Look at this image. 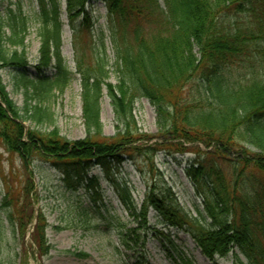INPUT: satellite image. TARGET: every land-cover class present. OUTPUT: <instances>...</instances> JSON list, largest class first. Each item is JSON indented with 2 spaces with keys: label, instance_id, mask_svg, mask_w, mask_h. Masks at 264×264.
Returning <instances> with one entry per match:
<instances>
[{
  "label": "trees",
  "instance_id": "1",
  "mask_svg": "<svg viewBox=\"0 0 264 264\" xmlns=\"http://www.w3.org/2000/svg\"><path fill=\"white\" fill-rule=\"evenodd\" d=\"M103 1L107 32L94 28L86 9L90 0H65L78 56L86 131L84 138L75 140L59 135L48 104L53 92L66 88L73 73L60 51V0H37V8L28 13L20 4L14 9L8 6L5 13L0 9V70L20 68L21 82L31 86L33 99L18 108L0 76V143L19 154L29 176L22 188L23 200L19 196L12 201L8 191L0 200V215L10 232H19L23 239L32 219L27 194L33 172L28 167L37 161L53 168L74 191L85 188L93 204L103 200V189L90 172L100 170L144 234L154 229L146 221L152 208L158 222L184 230L204 256L231 253L237 259L239 253L249 264H264V0H163V5L159 0ZM31 25L39 39L33 77L25 72L24 41ZM82 35L88 43L80 46ZM106 39L115 55L114 84L106 81ZM86 52L91 55L82 60ZM234 66L240 71L236 79ZM104 91L118 129L112 136L102 133L100 122ZM141 99L154 106L155 134L137 128L133 109ZM25 121L39 126L26 128ZM45 124L52 128H43ZM160 152L195 154L185 169L202 201L195 216L184 210L169 188L157 183L137 204L127 181L111 173L125 161L144 162L155 171L154 157ZM222 168H229L231 175ZM22 204L30 209L26 220ZM34 220L28 247L41 257L51 248L44 230L47 223L40 212ZM119 235L126 247L136 248L127 243V233ZM140 247L135 250L141 252ZM137 257L140 264H150L143 255Z\"/></svg>",
  "mask_w": 264,
  "mask_h": 264
},
{
  "label": "rangeland",
  "instance_id": "2",
  "mask_svg": "<svg viewBox=\"0 0 264 264\" xmlns=\"http://www.w3.org/2000/svg\"><path fill=\"white\" fill-rule=\"evenodd\" d=\"M163 0L159 4L163 5ZM20 4L22 10L28 13L30 9L37 8V0H0V9L5 13L7 7L12 9ZM6 8V9H5ZM60 19L63 23L61 34V55L64 57L69 69L73 72L70 83L63 91H55L50 96L49 107L52 113L53 125L58 129L59 135L69 140L82 139L86 136L82 118V104L80 97V80L76 71L77 55L74 52L72 31L68 23L65 0H60ZM86 9L91 15V22L95 27H101L107 32V7L103 0H90ZM35 25L29 27L25 37L26 45V71L32 77L36 70L34 65L39 57V39L35 33ZM78 36L80 46L87 42V37ZM6 48H8L6 46ZM12 48V47H11ZM107 53L109 56V78L107 82L115 83V55L111 45L106 39ZM13 49V48H12ZM19 49V48H18ZM80 53L84 51L80 50ZM89 53H85L82 60H86ZM234 66L233 72L236 79L240 73L239 67ZM50 68L45 70L49 74ZM20 68L6 67L0 70L3 85L8 92L9 98L14 101L18 108H23L30 97L31 86L22 84ZM109 98L105 91L100 103V122L102 133L112 136L116 133L117 126ZM134 118L139 131L147 134H155L158 130L156 124V112L154 106L147 100L141 99L135 103L133 109ZM26 128H35L34 123L25 121ZM48 130L51 125L42 126ZM202 148V146H200ZM195 154L184 153L166 156L157 153L154 157L155 171H152L144 162L131 163L125 161L116 169L111 171L118 177L127 181L132 189V195L137 204H140L145 192L153 184L163 188H169L176 196L184 210L191 216L196 215V206L202 209V201L195 194L191 181L186 175V167ZM32 173V188L27 194L32 200V219L25 228L23 239L18 238L10 232L9 226L3 219L0 229V264H140L139 254L150 264H249L243 255L238 253V258L228 253L226 255L214 254L211 258L201 254L192 237L184 230L173 226H165L158 222V215L150 208L147 212L146 221L150 225L147 234L138 228V224L130 216L128 211L121 205L115 192L110 185L109 178L98 169L92 170L90 175H97L99 185L103 192V200L99 198L93 204L85 188L74 191L67 187L55 170L48 164L35 161L29 167ZM227 176L232 171L222 168ZM28 170L24 168L22 159L18 153L8 152L0 143V200L7 191L10 197L16 200L20 196L23 200L22 188L28 182ZM21 215L26 220V212L29 207L22 204ZM30 210V209H29ZM86 214H85V212ZM40 212L47 223L45 236L51 245L50 251L45 256H36L32 247H28L30 230L34 223V216ZM26 215V216H25ZM90 220V221H89ZM89 221V222H88ZM162 231L165 236L161 237L157 231ZM119 233H127L126 240L129 245H135L141 252L126 247L119 237ZM87 253V257L77 256L75 253Z\"/></svg>",
  "mask_w": 264,
  "mask_h": 264
}]
</instances>
